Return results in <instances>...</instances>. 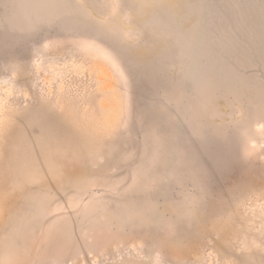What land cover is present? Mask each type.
Instances as JSON below:
<instances>
[{
	"label": "rangeland",
	"instance_id": "374dc122",
	"mask_svg": "<svg viewBox=\"0 0 264 264\" xmlns=\"http://www.w3.org/2000/svg\"><path fill=\"white\" fill-rule=\"evenodd\" d=\"M0 264H264V0H0Z\"/></svg>",
	"mask_w": 264,
	"mask_h": 264
}]
</instances>
